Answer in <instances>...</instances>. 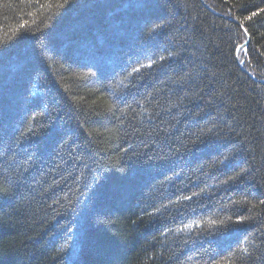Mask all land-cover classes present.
<instances>
[{
  "label": "trees",
  "instance_id": "16d2710c",
  "mask_svg": "<svg viewBox=\"0 0 264 264\" xmlns=\"http://www.w3.org/2000/svg\"><path fill=\"white\" fill-rule=\"evenodd\" d=\"M0 264H264V0H0Z\"/></svg>",
  "mask_w": 264,
  "mask_h": 264
},
{
  "label": "water",
  "instance_id": "95a60500",
  "mask_svg": "<svg viewBox=\"0 0 264 264\" xmlns=\"http://www.w3.org/2000/svg\"><path fill=\"white\" fill-rule=\"evenodd\" d=\"M247 45V41L244 43V46H246ZM240 66H241V64H240Z\"/></svg>",
  "mask_w": 264,
  "mask_h": 264
}]
</instances>
